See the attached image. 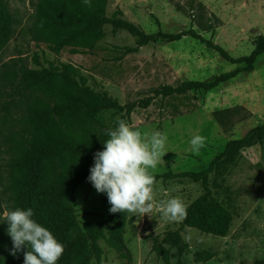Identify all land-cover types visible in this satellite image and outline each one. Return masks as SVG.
<instances>
[{
    "label": "rangeland",
    "instance_id": "374dc122",
    "mask_svg": "<svg viewBox=\"0 0 264 264\" xmlns=\"http://www.w3.org/2000/svg\"><path fill=\"white\" fill-rule=\"evenodd\" d=\"M40 1L2 0L14 20L13 37L7 47L0 49V230L8 239L9 225L4 216L11 207L5 190L9 156L3 148L10 135L21 131V122L34 109L36 100L19 72L70 66L91 90L126 106L153 99L154 92L164 87L207 82L244 68L222 61L211 49L189 37L177 43L159 42L138 48L135 38L124 31L115 32L111 25L105 26V38L93 51L73 55L65 49L54 55L45 44L30 37ZM117 11L123 14L117 20L137 26L148 36H174L192 30L233 59L249 57L258 39L264 37V0H109L105 18L114 20ZM117 116L122 115L106 112L99 120L112 128ZM128 123L142 133L161 131L167 135L166 154L150 170L154 177L203 172L229 142L244 138L264 124V55L256 60L251 74H242L209 94L155 99L147 110L135 112ZM196 135L205 137L199 154L191 150L189 143ZM217 184L228 187L234 195V218L225 239L182 227L184 217L171 221L162 214L161 203L173 197H180L186 208L192 205L203 195L200 185L158 182L153 185L152 212L143 217L128 213L123 252L131 264L264 263V146L241 152L236 165ZM71 206L82 228L102 225L108 240L112 226L106 193L90 189L85 182L75 192ZM99 246L104 264H126L106 240Z\"/></svg>",
    "mask_w": 264,
    "mask_h": 264
},
{
    "label": "trees",
    "instance_id": "16d2710c",
    "mask_svg": "<svg viewBox=\"0 0 264 264\" xmlns=\"http://www.w3.org/2000/svg\"><path fill=\"white\" fill-rule=\"evenodd\" d=\"M108 2L91 0V7H88L83 0H41L36 8L34 25L29 30L30 37L34 42L45 44L54 55L65 49L79 55L93 51L105 38V26L111 25L115 32L124 31L135 38L138 48L159 42L177 43L189 37L211 49L222 61L244 68L207 82L164 87L154 92L153 99L126 106L119 105L105 93L91 90L70 66L19 72L21 81L36 95V100L34 109L21 122V131L10 135L5 142L7 147L3 150L9 156L5 190L11 204L10 211L17 207L32 208V218L64 244L65 251L57 264H104L99 246L104 240L121 262L131 264L129 256L123 252L128 212L111 213L109 224L112 228L107 240L102 225L82 228L71 206L75 192L83 183L88 182L90 189L94 188L87 179L94 164V154L102 151L103 142L110 138L106 134L108 128L100 122L99 116L117 112L128 122L135 112L147 110L155 99L166 101L184 98L191 93L209 94L242 74H251L256 60L264 55V37L258 39L249 57L233 59L192 30L174 36L161 33L148 36L137 26L117 20L123 18L120 11L115 12L114 20L108 21L105 18ZM13 33L14 20L0 0V49L8 46ZM34 63L39 66L38 58L34 57ZM257 146H264V124L244 138L229 142L203 172L167 173L154 177L155 183L188 181L201 186L203 195L186 208L182 227L217 239L227 237L234 218V195L228 187H219L217 183L230 173L241 152ZM1 232L2 228L0 264H24V253L30 250L29 246H23V250L13 256L12 239L4 237ZM182 252L181 247L179 258Z\"/></svg>",
    "mask_w": 264,
    "mask_h": 264
},
{
    "label": "clouds",
    "instance_id": "9594fccd",
    "mask_svg": "<svg viewBox=\"0 0 264 264\" xmlns=\"http://www.w3.org/2000/svg\"><path fill=\"white\" fill-rule=\"evenodd\" d=\"M91 7V0H83ZM115 127L108 128L110 137L104 143L102 151L94 154V164L90 168L88 181L98 193H106L111 205L110 213L128 212L149 215L153 210L152 171L162 156L167 135L161 131L142 133L119 116L115 118ZM191 150L199 154L205 144V137L196 135L189 141ZM161 211L171 221L182 219L186 215V204L180 197H173L161 203ZM32 208L17 207L5 213L4 221L9 225L7 231L13 242L11 254L23 250L24 264H57L65 246L46 227L32 217Z\"/></svg>",
    "mask_w": 264,
    "mask_h": 264
}]
</instances>
